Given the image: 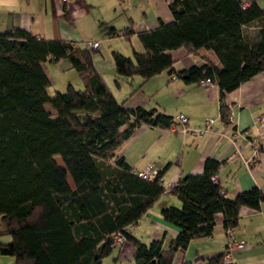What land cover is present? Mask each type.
I'll return each mask as SVG.
<instances>
[{"label": "trees", "instance_id": "obj_1", "mask_svg": "<svg viewBox=\"0 0 264 264\" xmlns=\"http://www.w3.org/2000/svg\"><path fill=\"white\" fill-rule=\"evenodd\" d=\"M240 4L170 0L173 20L137 33L142 52L112 54L114 84L119 77L144 81L165 69L183 84L209 78L221 101L224 92L264 69V8ZM250 25L255 30L246 37L242 28ZM106 33L127 39L131 31L108 28ZM178 46L186 54L211 49L221 68L202 56L200 65L173 69L164 51ZM62 57L76 71L81 89L66 83L62 91L47 94L40 64ZM219 114L222 120L229 114L222 103ZM171 120L153 109L116 103L93 67L91 50L36 38L19 27L0 32V234L8 235L0 242V255L10 256L9 264H101L113 246L112 235L119 232L133 246L131 264H174L176 250L210 233L215 212L221 213L223 226H233L239 207L257 210L264 203V193L255 186L225 197L210 178L219 162L206 158L199 174H185L167 190L181 205L160 208L162 219L177 229L166 250L160 248L162 235L142 243L127 234L124 228L165 190L159 171L152 179L140 178L115 147L141 122L165 128ZM205 264L225 263L217 254L205 258Z\"/></svg>", "mask_w": 264, "mask_h": 264}, {"label": "crops", "instance_id": "obj_2", "mask_svg": "<svg viewBox=\"0 0 264 264\" xmlns=\"http://www.w3.org/2000/svg\"><path fill=\"white\" fill-rule=\"evenodd\" d=\"M169 1L0 0V32L19 27L36 38L67 41L73 48L80 49L86 48L82 41L100 39L99 43L105 45L99 46L104 57L92 56L91 51L92 64L113 99L123 108L153 109L155 113L162 112L171 118L181 113L187 117L186 124L190 126H201L206 118H212L213 131L210 133L170 132L166 128L141 122L115 147V153L124 159L132 172L136 173L147 164L159 171L164 194L135 224L124 229L142 243L162 235L160 248L163 250L167 249L177 229L162 219L160 208L181 205L167 190L181 176L199 174L206 158L219 162L214 176L225 197L232 198L237 192L252 186L264 193V125L257 121V115L264 113V69L224 92L221 101L215 82L183 84L167 74L165 69L144 81L138 76L130 80L119 77L118 84H114L112 54L130 56L132 51L142 52L137 33L171 22L173 17L167 7ZM239 1L253 2L264 8V0ZM108 28H128L131 33L125 39L119 33L108 35ZM164 52L171 58V66L175 70L200 65L202 56L217 69L221 68L209 48L199 47L195 54H186L181 46ZM40 65L48 80L45 87L47 94L62 91L66 83L77 82L75 78L68 81L67 74L72 71L76 74V71L66 58L45 59ZM220 103L228 109V120L220 118ZM257 146H260L259 150ZM227 230L241 245L232 248L229 260L223 263L264 264L263 202H259L257 210L239 207L233 226H223L221 213L215 212L210 233L190 239L183 250L173 253L172 262L205 264V258L222 251ZM132 251L131 242L124 239L121 244L112 246L101 259V264H131ZM0 260L1 264H9L12 258L4 256Z\"/></svg>", "mask_w": 264, "mask_h": 264}, {"label": "built area", "instance_id": "obj_3", "mask_svg": "<svg viewBox=\"0 0 264 264\" xmlns=\"http://www.w3.org/2000/svg\"><path fill=\"white\" fill-rule=\"evenodd\" d=\"M64 1V0H60ZM251 2L243 3L241 2V7L249 5ZM99 41L100 39H87L85 41H82V44L84 47H86L88 50H96L99 46ZM211 80L209 78H200L197 83L201 85H205L210 83ZM130 119H135L132 115H129ZM230 114L227 116V120L229 118ZM187 117L181 113H177L172 117L171 123L165 127L167 131H174V132H180L184 133L186 131L191 132V133H200V132H206L210 133L213 131L212 129V118H206L201 126H190L186 124ZM257 121L259 124L264 125V113H259L257 115ZM255 147V145H254ZM234 149V152L236 153V149ZM245 164V161H243ZM136 175L139 176L140 178L143 179H152L156 175V170L154 167H152L150 164H147L145 167H143L141 170L136 171ZM211 180L214 182L215 181V176L210 177ZM226 240L223 244V249L219 253L220 254V259L222 261H227L229 260L230 257V250L234 247H239L241 245V242L230 234V232L227 230L226 231ZM124 241V237L121 233L117 232L112 235V242L113 245H118L121 244Z\"/></svg>", "mask_w": 264, "mask_h": 264}, {"label": "rangeland", "instance_id": "obj_4", "mask_svg": "<svg viewBox=\"0 0 264 264\" xmlns=\"http://www.w3.org/2000/svg\"><path fill=\"white\" fill-rule=\"evenodd\" d=\"M254 30H255V29L253 28V26L250 25V26H246V27L242 28V33H243L244 36H246V37H250V36L252 35V33H253ZM99 46H105V45H104L103 42H100V43H99ZM99 46H98V47H99ZM92 56H98V57L102 56V57H104V54H103L102 51H101V47H99V49L97 48L96 50H92ZM67 78H68V81L73 80V78H75L77 82L74 83V81H71V83H70L71 86H72L73 88H75V89H81V83H80V80H79L78 76L75 74L74 71H72L70 74H67ZM108 82H109V81H108ZM109 84H110V83H109ZM48 91H49V90H48ZM50 91H51V90H50ZM50 91H49V92H50ZM44 106H45V108H46L47 110H51L49 104L45 103ZM49 113H50L51 116L54 115V112H53L52 110H51ZM53 159H54V161H55V163H56L57 165H61V162H60V159H59L58 155H54V156H53ZM65 181H66L67 185H68L69 187L72 188V183H71L70 178H69L68 175L65 176ZM1 227H2V226H1V224H0V228H1ZM6 239H8V235H7V234H3V233H1V234H0V242L5 241ZM1 257H4V256L0 255V258H1ZM0 264H1V260H0ZM104 264H106V263H104Z\"/></svg>", "mask_w": 264, "mask_h": 264}]
</instances>
